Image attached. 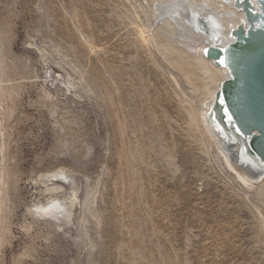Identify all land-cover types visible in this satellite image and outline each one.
Returning <instances> with one entry per match:
<instances>
[{
	"label": "rangeland",
	"instance_id": "374dc122",
	"mask_svg": "<svg viewBox=\"0 0 264 264\" xmlns=\"http://www.w3.org/2000/svg\"><path fill=\"white\" fill-rule=\"evenodd\" d=\"M140 1L0 0V264H264L261 201L205 153L196 93L138 36ZM52 49L92 93L45 77L63 73ZM57 167L93 194L87 248L34 212Z\"/></svg>",
	"mask_w": 264,
	"mask_h": 264
},
{
	"label": "bare ground",
	"instance_id": "6f19581e",
	"mask_svg": "<svg viewBox=\"0 0 264 264\" xmlns=\"http://www.w3.org/2000/svg\"><path fill=\"white\" fill-rule=\"evenodd\" d=\"M140 2L138 6L142 10L144 6L147 14L145 20L137 25L138 36L146 44H152L166 65L176 70L189 85L190 90L196 93L195 98H191L190 101L189 117L199 135L200 143L205 153L212 156L219 169L231 181L237 183L242 191L255 189L261 201L260 205L253 206L256 209L255 219L258 231L264 234V165H261L259 160L253 161L245 157L246 140L229 141L218 117L211 113L215 93L221 82L229 77V71L225 66L215 64L207 50L210 46H223L232 41L234 36L231 31L242 21L247 25L242 8L236 6L235 0ZM135 13L137 17L138 14ZM39 53L41 61L52 62L63 72L55 74L48 68L45 77L51 83L59 81L64 84L66 90L76 91L81 98L92 93L93 88L86 83L83 75L76 73L71 63L56 50L52 49L49 52L40 50ZM174 81L177 85V81L175 79ZM35 183L39 186V198L33 205L34 212L55 220L58 225L67 228L74 226L75 244L80 248L89 247L84 223L86 213L91 210L93 194L90 196L87 193L79 198L77 178L71 170L64 167L38 174Z\"/></svg>",
	"mask_w": 264,
	"mask_h": 264
},
{
	"label": "water",
	"instance_id": "95a60500",
	"mask_svg": "<svg viewBox=\"0 0 264 264\" xmlns=\"http://www.w3.org/2000/svg\"><path fill=\"white\" fill-rule=\"evenodd\" d=\"M235 4L242 8L247 25L242 21L231 31L232 41L207 50L215 64L229 71L215 93L211 113L229 141L246 140L245 157L264 165V0Z\"/></svg>",
	"mask_w": 264,
	"mask_h": 264
}]
</instances>
